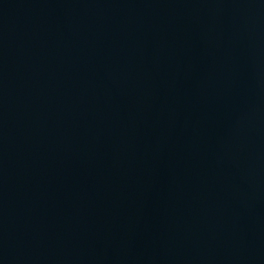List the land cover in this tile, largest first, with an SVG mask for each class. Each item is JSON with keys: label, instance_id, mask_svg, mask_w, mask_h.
I'll return each instance as SVG.
<instances>
[{"label": "water", "instance_id": "1", "mask_svg": "<svg viewBox=\"0 0 264 264\" xmlns=\"http://www.w3.org/2000/svg\"><path fill=\"white\" fill-rule=\"evenodd\" d=\"M0 264H264V0H0Z\"/></svg>", "mask_w": 264, "mask_h": 264}]
</instances>
